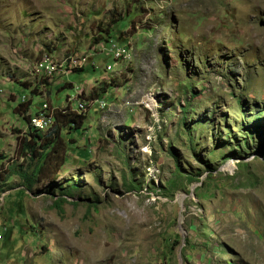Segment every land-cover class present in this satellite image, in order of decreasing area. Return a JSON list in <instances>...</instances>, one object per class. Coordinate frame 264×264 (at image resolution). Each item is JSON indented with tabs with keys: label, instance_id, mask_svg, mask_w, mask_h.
<instances>
[{
	"label": "rangeland",
	"instance_id": "1",
	"mask_svg": "<svg viewBox=\"0 0 264 264\" xmlns=\"http://www.w3.org/2000/svg\"><path fill=\"white\" fill-rule=\"evenodd\" d=\"M79 89L106 107L29 193L19 140L54 115L15 110ZM0 159V264H264V0H0Z\"/></svg>",
	"mask_w": 264,
	"mask_h": 264
},
{
	"label": "trees",
	"instance_id": "2",
	"mask_svg": "<svg viewBox=\"0 0 264 264\" xmlns=\"http://www.w3.org/2000/svg\"><path fill=\"white\" fill-rule=\"evenodd\" d=\"M115 23H113V25H115ZM118 23L119 21L116 25ZM103 34L105 36H109L110 32L108 30V32H103ZM98 38L100 39L96 40L97 44L102 41L104 43L110 42L107 40L104 41L102 36H98ZM31 106L32 101L22 102L17 106L15 111L18 115L23 116L25 120L30 121V115L28 116V113ZM85 121V114H79L75 110L66 107L64 110L55 111L54 125L48 132L44 133L31 125L27 133L22 135L19 140V151H21L22 155L21 158L24 160H32L37 163L32 170H20L17 173L22 180V187L27 192L39 194L37 192L40 190L37 189L39 183L53 182V179L50 176L51 167H56L55 174H57L58 170L65 164V156L68 146L74 143V140L67 139V137L72 132L82 130L85 125ZM1 160L2 159H0V163ZM64 203H66L65 199L58 200L55 203V208L58 211H62L61 207Z\"/></svg>",
	"mask_w": 264,
	"mask_h": 264
},
{
	"label": "built area",
	"instance_id": "3",
	"mask_svg": "<svg viewBox=\"0 0 264 264\" xmlns=\"http://www.w3.org/2000/svg\"><path fill=\"white\" fill-rule=\"evenodd\" d=\"M106 46H109V53L114 58V61L117 63L121 61H128L132 58V47L130 44L123 45L122 47H119L117 43L114 41H110L109 43H102L99 45V49L105 50ZM103 53V51H101ZM87 59L86 58H77L71 59L69 62V65H65L64 63H59L55 61L50 56H44L41 61H39L35 68H34V74L38 76L39 78L43 80H48L53 78V76L56 75H62L67 76L70 75L71 72H68V68L70 69H83L87 66ZM96 69L95 67L93 68ZM107 72L112 71V67L106 68ZM76 96L74 98L68 97V103L71 104L72 102H77V109L75 110L79 114H85L88 110V108L92 105H99L103 108L106 107L105 102H99V100H92V101H86L83 97V90L79 89L76 92ZM24 102H26L24 100ZM54 110L47 104V102H44L39 106L37 111L33 113L31 110L29 111V115H54ZM0 236V240H1Z\"/></svg>",
	"mask_w": 264,
	"mask_h": 264
},
{
	"label": "bare ground",
	"instance_id": "4",
	"mask_svg": "<svg viewBox=\"0 0 264 264\" xmlns=\"http://www.w3.org/2000/svg\"><path fill=\"white\" fill-rule=\"evenodd\" d=\"M47 126H48L47 122H45L44 124H40V125L36 124L37 128H43V127H47Z\"/></svg>",
	"mask_w": 264,
	"mask_h": 264
}]
</instances>
